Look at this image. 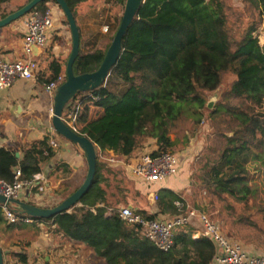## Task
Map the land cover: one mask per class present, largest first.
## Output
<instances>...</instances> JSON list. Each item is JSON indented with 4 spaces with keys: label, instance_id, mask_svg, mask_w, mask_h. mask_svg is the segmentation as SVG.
I'll return each instance as SVG.
<instances>
[{
    "label": "trees",
    "instance_id": "1",
    "mask_svg": "<svg viewBox=\"0 0 264 264\" xmlns=\"http://www.w3.org/2000/svg\"><path fill=\"white\" fill-rule=\"evenodd\" d=\"M8 1L0 0V4ZM65 1L77 21L78 8L95 0ZM115 1L124 10L126 0ZM240 2L243 4L241 16L235 23L230 15L232 6L227 0H145L122 41L117 64L102 87L85 93L96 99L85 101L87 104L76 121L81 125L77 133L95 144L98 156L94 184L81 200L82 207L54 218L34 219L35 224H25L9 222L0 206V238L26 234L32 242L40 232L37 224L46 223L53 227V233L90 248L105 264H213L218 247L211 239L193 238V233L199 229L195 225L197 220L178 226L174 230L172 249L164 252L141 234L138 225L119 218L116 213L108 215L109 208L118 210L123 207L116 205L127 207L130 204L127 197L131 189L123 185V170L109 167L106 158L112 151L117 158L127 160L150 139L156 140L158 145L154 154L172 153L176 142L170 134L175 122L169 119L167 111L175 100L185 104L180 116L191 119L197 126L193 133L199 130L207 104L203 92L207 89L203 87L204 79L194 61H188L183 67L179 66V61L190 52H206L214 58L213 63H222L221 69L230 71L235 77L224 100L210 113V119L217 123V134L224 136L226 142L216 166L209 172L212 180L208 188L222 198H234L236 204L249 206L251 197L256 195L249 185L253 175L247 164L251 159L264 166V43L255 36L264 25V0ZM48 3L57 4L47 0L32 11L46 13ZM15 11L3 13L0 19ZM121 19L117 17L113 23L120 25ZM65 22L68 25L66 19ZM110 44L91 52L81 49L74 73L96 71ZM63 66L60 59H54L37 80L44 87L63 83L66 79ZM69 108L70 104L64 111V118ZM90 114L93 115L90 117ZM50 139L47 135L23 147L20 158L15 156L13 149L0 148V179L12 183L19 169L22 180H33L42 172L43 165L55 156ZM224 168L228 170L225 175ZM86 175L87 168L79 184L70 190H58L51 207L74 193ZM111 186L116 193L110 192ZM158 197L156 210L149 212L134 207L136 213L146 220L158 219L160 215L187 214L188 203L179 198L183 204L179 209L178 196L174 192L160 190ZM13 257L22 264L27 262L24 252L13 253Z\"/></svg>",
    "mask_w": 264,
    "mask_h": 264
},
{
    "label": "crops",
    "instance_id": "2",
    "mask_svg": "<svg viewBox=\"0 0 264 264\" xmlns=\"http://www.w3.org/2000/svg\"><path fill=\"white\" fill-rule=\"evenodd\" d=\"M47 6L54 18L55 31L48 45L43 50L36 52L41 56V72L46 71L51 61L60 59L64 64L65 73L66 62L72 49L71 33L60 19L62 14L60 7L54 3H48ZM83 48L82 35L81 49L83 50ZM22 56L23 30L19 24L12 23L6 28H0V59L15 61ZM92 115L90 114V117ZM52 119L53 95L48 93L38 80L20 82L11 89L0 90V148H11L15 153L19 152L21 157L23 147L47 135H50L51 139L58 145L54 148L55 156L45 163L42 172L36 175L43 178L40 184L33 188H25L18 197L19 200L41 207H50L53 196L58 190H70L79 184L83 180L87 168V162L82 151L54 131ZM69 125L71 127V124ZM80 126L78 122H75L73 129L77 132ZM17 143L18 149L16 148ZM157 149L156 140L150 139L143 149L125 161L131 162L137 155L145 152L153 153ZM107 155L106 161L111 156L116 157L112 151H109ZM177 157L180 167L177 175L170 177L162 184L153 186H146L138 180L140 186L139 191L137 190L138 194L143 197L146 195L151 197L155 193L158 194L160 190H167L178 196L176 203H182L179 198L183 199L181 192L186 188L185 183L189 179V165L187 159L183 160V157ZM107 163L111 168L122 167L112 165L108 161ZM132 207V209H136L133 205ZM137 208L152 211L147 204L144 207L141 204ZM2 209L4 211L3 207ZM159 217L171 218L169 215H160ZM37 227L40 232L35 241L32 242L28 240L26 234L16 233L12 238L7 235L0 238V247L4 252L6 261H11L12 264H22L13 257V253L24 252L27 254L26 264H105L104 260L98 258L90 248L53 233L52 226L39 223Z\"/></svg>",
    "mask_w": 264,
    "mask_h": 264
},
{
    "label": "rangeland",
    "instance_id": "3",
    "mask_svg": "<svg viewBox=\"0 0 264 264\" xmlns=\"http://www.w3.org/2000/svg\"><path fill=\"white\" fill-rule=\"evenodd\" d=\"M27 1L9 0L8 3L0 6V14L17 10L26 5ZM227 2L232 6L233 11L230 15L236 23L237 18L241 16L243 4L240 0H227ZM123 11L122 6L115 0L88 1L78 8L77 22L83 35L85 52L103 48L111 43L109 39L115 35L117 26H119L113 23L114 19L122 17ZM60 19L69 29V26L65 24L66 18L63 12ZM105 27H109V30L106 31ZM263 27L264 25L255 33L261 44L264 43ZM191 60L194 61L199 75L204 79L203 87L207 89V92L203 93L206 95L207 103L211 97L216 96V103L213 107L215 110L217 104L224 100L226 92L231 89L235 77L230 71L221 69L222 63L218 61L213 63L214 58L203 51L188 53L179 61V66L183 67ZM184 105L175 100L169 105L167 111L169 119L175 122L170 134L171 139L176 142L172 153L180 158L183 157V160L187 159L189 165V179L185 183L186 188L181 192L183 199L190 207L196 208L212 222L218 224L223 234L231 241L239 243L249 252L264 256V166L262 162L255 163L250 159L247 164L253 175L249 185L256 195L251 197L253 200L249 206L236 204L234 198H222L210 191L208 187L212 179L209 172L212 167L216 166L226 140L224 136L217 134V123L210 119V113L213 110L207 107H205L204 118L199 125V130L193 133V129L196 131L197 126L191 119L180 116ZM174 117L177 119L175 120ZM117 169L123 170L125 174L123 185L131 189V195L127 197L128 202L134 207L141 204L144 207L147 204L154 211L159 199L155 200L153 195L143 197L138 194L137 190L140 187L138 180L129 176L125 168L118 167ZM223 173L224 175L228 173L227 168H224ZM110 192H117L114 186H111ZM116 206L125 207L124 204ZM195 225L200 229L201 226L197 221Z\"/></svg>",
    "mask_w": 264,
    "mask_h": 264
},
{
    "label": "built area",
    "instance_id": "4",
    "mask_svg": "<svg viewBox=\"0 0 264 264\" xmlns=\"http://www.w3.org/2000/svg\"><path fill=\"white\" fill-rule=\"evenodd\" d=\"M16 23L23 30V56L15 61L0 59V90L11 89L20 82L37 80L42 71V61L40 59L41 56L36 52L43 50L48 45L55 31L54 18L49 11L46 13L32 11L16 21ZM105 30L107 31L108 27H105ZM59 85V83H51L46 85L44 89L53 95ZM90 98L96 99L91 95L85 94L82 98L77 97L70 103V108L65 118L63 115V119L67 124H71L72 128H74L83 106L87 104L85 101ZM49 143L54 148L58 146L52 139H50ZM107 161L112 165L124 167L129 176L135 180H139L146 186L162 184L170 177L177 175L180 168L178 157L171 152H163L161 154L145 152L137 155L131 162L119 160L111 156ZM21 176V171L17 169L12 183L0 179V194L8 198H18L25 188L36 187L43 179L42 177L34 176L33 180L26 181L22 180ZM154 198L158 200V194L155 193ZM176 205L179 209L183 207L181 202H177ZM98 206H102V204ZM77 207H82V205L79 204ZM187 210L186 215H178L167 219L159 217L155 220H146L129 207H123L118 210L109 208L107 214L116 213L119 218L138 225L141 227V234L153 242L159 250L164 252L172 249L174 245V230L178 226H183L197 220L201 224V229L193 233V238H208L216 243L218 253L214 259V263L264 264L263 255L249 252L239 243L231 241L223 234L219 225L212 222L205 214L200 213L196 208L189 205ZM92 211L94 212V209ZM4 213L11 223H36L30 217H18L17 214L7 209H4ZM4 264H12V262L5 260Z\"/></svg>",
    "mask_w": 264,
    "mask_h": 264
},
{
    "label": "water",
    "instance_id": "5",
    "mask_svg": "<svg viewBox=\"0 0 264 264\" xmlns=\"http://www.w3.org/2000/svg\"><path fill=\"white\" fill-rule=\"evenodd\" d=\"M47 0H32L19 10L9 14L0 20V28L6 27L22 17L29 14L37 5ZM60 7L69 26L72 38V49L65 67V81L61 83L53 93V119L52 127L54 131L67 140L69 143L77 146L83 153L87 162V175L82 185L70 196L64 199L55 207H41L29 202L19 200L18 198H8L0 194V206L10 210L17 215H23L32 219H50L65 212L70 213L76 208L83 197L90 191L94 184L97 173V152L95 144L86 136L78 134L63 119L66 107L74 101L79 95L90 93L102 87L112 70L117 64L121 52L122 41L131 26L138 11L145 3V0H126L124 12L120 25L114 35V38L105 54V57L99 68L91 73L76 75L74 73V64L81 51V33L77 21L65 0H53ZM216 103V96L210 98L206 107L213 110ZM16 148H19L18 143ZM15 156L20 158V153L16 152ZM129 208H133L129 205ZM5 263L4 252L0 247V264Z\"/></svg>",
    "mask_w": 264,
    "mask_h": 264
}]
</instances>
